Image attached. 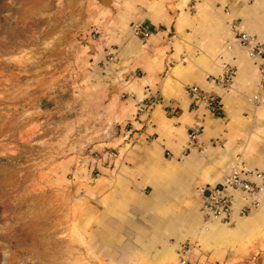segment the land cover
Segmentation results:
<instances>
[{"label": "crops", "instance_id": "0c3cea01", "mask_svg": "<svg viewBox=\"0 0 264 264\" xmlns=\"http://www.w3.org/2000/svg\"><path fill=\"white\" fill-rule=\"evenodd\" d=\"M35 1L64 52L58 79L73 83L91 116L90 152L116 153L107 165L89 152L51 169L65 184L73 241L94 264H178L182 242L194 245L188 264H264V195L228 191V222L199 214L200 191L236 164L264 173V104L252 100L259 60L229 28L262 40L264 0ZM134 25L149 36H132ZM223 64L235 69L226 90L211 82ZM191 86L217 98L215 113L192 107ZM146 98L154 102L138 113ZM193 130L198 147L189 148Z\"/></svg>", "mask_w": 264, "mask_h": 264}, {"label": "rangeland", "instance_id": "374dc122", "mask_svg": "<svg viewBox=\"0 0 264 264\" xmlns=\"http://www.w3.org/2000/svg\"><path fill=\"white\" fill-rule=\"evenodd\" d=\"M44 7L0 0V264H94L65 225V184L51 171L89 154L93 125L58 79L65 56L44 33Z\"/></svg>", "mask_w": 264, "mask_h": 264}, {"label": "built area", "instance_id": "2783aa9c", "mask_svg": "<svg viewBox=\"0 0 264 264\" xmlns=\"http://www.w3.org/2000/svg\"><path fill=\"white\" fill-rule=\"evenodd\" d=\"M233 41L243 48L246 56L249 59L259 60L257 67L258 72V90L260 94L254 95L252 100L258 104H264V38L256 40L255 38L239 31L232 23L229 26ZM132 36L144 39L149 36V31L145 26L134 25L130 30ZM110 57L108 56V60ZM221 74L216 78H212L211 82L223 90H226L232 78L235 76V69L228 65H221ZM192 99V107L197 103H202L204 108L210 113L217 111V98L203 94L197 87L191 86L187 90ZM154 102L151 98H146L139 103L137 112L142 113L145 105ZM196 132L191 131L188 135L187 147L196 148L198 145L195 142ZM93 160L95 163H103L107 165L116 157L114 150L105 149L101 154H94ZM228 191H236L243 195L244 198H255L264 195V173L253 171L247 172L243 170L240 164L233 166L229 172L221 179V181L207 189L200 192H207L202 204L199 208V214L206 221L210 219H221L228 222L232 210V201L228 195ZM194 251V245L190 242H182L177 249L178 264H188L189 257Z\"/></svg>", "mask_w": 264, "mask_h": 264}, {"label": "water", "instance_id": "95a60500", "mask_svg": "<svg viewBox=\"0 0 264 264\" xmlns=\"http://www.w3.org/2000/svg\"><path fill=\"white\" fill-rule=\"evenodd\" d=\"M204 196H207V192H204V194H203Z\"/></svg>", "mask_w": 264, "mask_h": 264}]
</instances>
